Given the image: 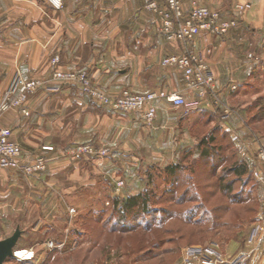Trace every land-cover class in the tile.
Returning a JSON list of instances; mask_svg holds the SVG:
<instances>
[{
    "label": "crops",
    "instance_id": "1",
    "mask_svg": "<svg viewBox=\"0 0 264 264\" xmlns=\"http://www.w3.org/2000/svg\"><path fill=\"white\" fill-rule=\"evenodd\" d=\"M181 1L187 8L197 4L219 10L226 18L234 17L236 5L251 4L248 12L253 13L238 18V27L228 36L204 34L195 39L191 48L203 55L216 76L220 97L234 111L230 120L220 124L222 134L235 139L242 152V148L252 147L243 117L244 96L238 92L239 83L251 76L253 67L245 56V31L258 38L264 61V0ZM184 52L180 43L169 42L161 34L159 18L145 8L144 0H63L59 11L47 0H0V105L19 69L27 68L31 77L44 81V87L27 103L30 116L18 109L0 112V128L12 130V139L21 147L23 158L31 160L41 154L48 157L42 179L46 192L55 200L59 199L56 193L69 198L77 189L75 180L84 172L80 164L66 156L73 145L110 147V163L103 172L98 171L104 173L102 177L112 175L113 166L124 162L132 165L131 160L143 158L151 144L157 146L159 161L174 160L179 150L190 146L199 150L205 133L213 128L212 108L201 107L183 118L182 107L159 101L156 119L148 125L139 114L117 113L94 104L78 86L60 84L54 78L55 69L87 72L95 85L111 94L125 89L136 94L164 89L184 94L192 101L197 96L187 90L183 72L174 66H162L165 58ZM56 57L60 63L54 67ZM234 85L236 90L231 88ZM63 174L69 179L65 187L59 180ZM23 178L32 188L33 179L0 168V205L4 208H18L27 189ZM89 183L96 182L86 179L82 185ZM35 185L36 189H45ZM138 191L127 188L124 193L134 195ZM58 202L65 209L61 204L64 201ZM55 207L53 203L49 206ZM249 239L238 252L250 253L247 264H264V229L251 243Z\"/></svg>",
    "mask_w": 264,
    "mask_h": 264
},
{
    "label": "rangeland",
    "instance_id": "2",
    "mask_svg": "<svg viewBox=\"0 0 264 264\" xmlns=\"http://www.w3.org/2000/svg\"><path fill=\"white\" fill-rule=\"evenodd\" d=\"M245 35V56L253 67L251 76L239 83L238 92L244 96L243 117L252 147L242 148L241 152L235 139L222 134V121L214 108L215 113L210 111L212 131H207L204 137L208 144L203 147L199 143V150H195L197 146L183 148L174 160L159 161L157 146L151 144L143 158L131 160L132 165L124 162L113 166L115 173L102 177L104 173L98 171L103 172L110 163V147L92 143L73 145L66 156L80 164L86 174L75 180L77 189L69 198L56 193L66 210L46 192L42 175L48 165L35 176L17 172L28 180L33 179L30 183L33 186L28 187V181L23 178L27 189L16 210L0 205V238L10 237L17 227L24 231L15 257L5 264H180L185 248L211 243H218L227 256L239 253L256 227L264 223V164L258 158L259 148L264 147V61L257 46L258 38L247 31ZM35 79L43 82L41 90L44 81ZM233 87L236 86L232 90L237 89ZM39 90L29 96L28 102ZM81 145L105 151L107 156L70 155L71 149ZM207 148L211 154L215 152L208 162L203 157ZM238 164L247 165L245 176L232 173L231 168ZM176 165L182 170L176 177L171 176L167 168ZM259 171L261 179L255 177ZM86 179L95 181V185H82ZM59 180L63 187L68 186L65 174ZM228 183L232 184L231 193L226 189ZM35 184L45 189H36ZM127 188L140 191L125 195ZM142 193L148 195V210L138 215L129 213L125 224L120 222L123 218L119 219V214L113 211L115 201L120 202L121 208L130 196ZM234 202L240 203L232 205L222 220L211 212L217 205ZM52 203L54 209L49 208Z\"/></svg>",
    "mask_w": 264,
    "mask_h": 264
},
{
    "label": "built area",
    "instance_id": "3",
    "mask_svg": "<svg viewBox=\"0 0 264 264\" xmlns=\"http://www.w3.org/2000/svg\"><path fill=\"white\" fill-rule=\"evenodd\" d=\"M144 2L145 8L158 16L161 34L169 42H178L185 49L181 55L165 58L162 66H174L183 72L187 90L196 94L195 100L189 101L184 94L169 93L164 89H156L144 94H136L125 89L119 94H111L95 85L87 72L56 70L55 78L78 86L84 95L100 106L117 113L139 114L148 125L156 119L159 101L182 107L183 118L190 116L194 110L207 107L216 109L222 122L230 120L234 111L220 97L215 74L206 64L203 55L196 54L191 48L195 39L204 34L222 38L228 36L231 30L238 27V18L251 8V4H238L234 10V17L226 18L221 11L205 6L194 4L193 7L187 8L181 0H144ZM47 3L57 11L63 8V0H47ZM59 63L60 58L56 57L52 61V66L56 67ZM42 86L43 82L31 77L27 68L19 69L0 105V112L18 109L23 115L29 117L30 111L27 108L29 96ZM12 135L11 129L0 128V168L12 169L27 176H35L45 171L49 161L48 157L41 154L31 160L23 158L22 149L12 139ZM46 149L51 151V148ZM69 153L72 156H107L105 151L98 152L90 145L77 146ZM258 158L264 164V147L259 148ZM255 177L261 179V171L255 172ZM263 229L264 223L258 225L249 242L251 243ZM249 257V252L241 251L234 258L229 259L218 243H211L207 246L185 248L180 264H247Z\"/></svg>",
    "mask_w": 264,
    "mask_h": 264
},
{
    "label": "trees",
    "instance_id": "4",
    "mask_svg": "<svg viewBox=\"0 0 264 264\" xmlns=\"http://www.w3.org/2000/svg\"><path fill=\"white\" fill-rule=\"evenodd\" d=\"M207 144L208 143H207L206 139H203L200 142V146H203V147L206 146ZM216 152H217V150H216ZM213 154H215V152H213ZM213 154H211V151H209V149L207 148L203 153V157L208 162L209 159H211V156L212 157L214 156ZM247 169H248V167L246 164H238L235 167L231 168V171L237 177H242V176H245L247 174V171H248ZM181 170L182 169L179 165L170 166L167 168V172H169L171 176H175V177L178 175V173ZM231 188H232V184L228 183V185L226 186V189L227 190L229 189L228 192L230 191ZM230 193H231V191H230ZM148 200H149V198H148V195H146V193H142V194H139L136 196H130L128 199H126L122 203L121 208H119L120 202L115 201L113 211L119 214V219L123 218L122 221H120V222L125 224L127 216L129 213L138 215L139 212L148 210L147 209ZM238 203H240V202H234L233 204L232 203L220 204V205H217L216 207H214L211 212L213 215L217 214L218 217L221 218L220 220H222L226 215H228L230 213V209H231L232 205H235Z\"/></svg>",
    "mask_w": 264,
    "mask_h": 264
},
{
    "label": "water",
    "instance_id": "5",
    "mask_svg": "<svg viewBox=\"0 0 264 264\" xmlns=\"http://www.w3.org/2000/svg\"><path fill=\"white\" fill-rule=\"evenodd\" d=\"M23 230L17 227L8 238L0 240V264H5L10 258L15 257L16 247L23 236Z\"/></svg>",
    "mask_w": 264,
    "mask_h": 264
}]
</instances>
